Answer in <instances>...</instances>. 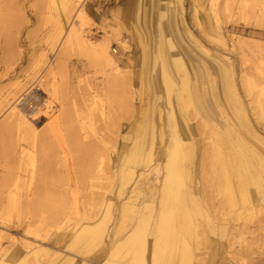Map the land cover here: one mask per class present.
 I'll use <instances>...</instances> for the list:
<instances>
[{"label":"rangeland","instance_id":"obj_1","mask_svg":"<svg viewBox=\"0 0 264 264\" xmlns=\"http://www.w3.org/2000/svg\"><path fill=\"white\" fill-rule=\"evenodd\" d=\"M78 1L64 0V4H73L71 15L83 5L91 18L87 26L95 42L107 44L115 62L113 67L128 73L129 91L124 96L120 86L108 83L107 79L116 71H109L102 56L77 47L68 49L65 59L62 58L66 64L59 71L58 84L71 78L66 89L67 92L72 91V97L66 96L64 107L72 106L71 102L76 100L81 113L85 114L87 128L92 124L98 134L115 138L114 161L107 167L108 158L102 157L105 167L93 176L89 168L90 155H77L72 150L63 153L57 148L52 153L40 152L51 160L52 177L57 178V184H64L65 192L62 212L45 218L33 215L35 205L26 196L27 187L30 186L32 193L44 185L45 173L28 159L32 150L26 148L25 156L18 162L12 147L17 136L0 141V264H126L131 263V249H145V264H148V244L153 239L151 232L161 208L157 179L162 174V171L158 175L150 172V166L159 167L163 159L164 146H161L159 136L161 129L165 132L167 143L171 141L170 109L166 105L161 79L164 72L162 52L169 60L176 53L188 68L186 92H181L179 97L186 100L183 113L191 130V135L183 139L188 145L186 167L199 198V206L185 205L190 215L189 219L180 223L181 236L185 235L182 242L185 243L177 246L176 239L169 238L168 244L174 245L168 248L172 250L167 253L172 252L169 264H178L180 260L179 264H264V194L261 192L264 190L257 191L251 185V201L248 203L235 201V205L224 198L223 188L229 183L233 185L234 178L229 166L225 168L226 172L218 173L227 149L221 137L216 136L228 124V128L236 129L245 142L264 153V145L246 132L247 124L257 136L264 138V0H81V4ZM56 14L49 6V0H0V23L4 27L0 47L3 49L10 45V49H14V55L11 50L8 54L11 59L14 58L12 67L19 76L2 79L0 97L6 95L8 87L25 83V88L0 109V127L17 105L24 110L44 96L35 85L46 75L50 65L58 63L54 61L66 48L61 36L58 39L54 37ZM35 64L39 66L32 70ZM19 68L23 69L21 73ZM167 74L172 76L168 71ZM201 76H204L202 84ZM115 77L118 78L117 75ZM177 77L172 76V79L179 90L182 82L179 80L181 76ZM28 80L34 81L31 83ZM197 94L204 97L208 105H214V117L206 115ZM94 95L95 110L90 113L88 107ZM159 108L163 120L157 117ZM56 114V109L50 111L47 117L30 125L40 131L46 120ZM241 115L244 118L240 122ZM125 119L131 131V141L126 148L121 144L126 126L122 132L117 125ZM177 119L183 127L181 118L177 116ZM148 121L154 150L152 161L146 167L144 164L137 165V161L139 141ZM115 126H118L116 136L111 134ZM217 147L220 150L218 160L213 155ZM125 157L130 159L133 175L120 190ZM143 171L148 179L144 181L145 185H136L138 175ZM151 193V199L142 203L143 196L148 197ZM142 205L147 207L144 209L147 221L145 219L140 227L138 240L125 246L123 241L138 223L135 209ZM46 209L52 212L57 205L50 203ZM89 226L98 230L91 241ZM75 236L81 239L80 250L64 248V244ZM56 250L73 256L69 257V261L50 258ZM162 255L164 257L165 252Z\"/></svg>","mask_w":264,"mask_h":264},{"label":"bare ground","instance_id":"obj_2","mask_svg":"<svg viewBox=\"0 0 264 264\" xmlns=\"http://www.w3.org/2000/svg\"><path fill=\"white\" fill-rule=\"evenodd\" d=\"M78 2H79V4L83 3L81 0H79ZM49 6L53 10H55L57 13L56 14L57 15L56 24L54 26V32H53L54 37L56 39H58L61 36L62 39H64L63 41H64V45L66 48H64L65 49L64 51H62V49H61L62 52L59 54V56L54 61V62L57 61L58 63L54 64L53 66L50 65L46 75L42 79H40V81L35 85V87H37V90L41 91V95H42V93L44 95V96H42L41 100L38 101V99H36V101L34 103H32V105H30V107L26 106L25 107L26 109L23 106L22 108H24V110H21L17 105L16 108L8 115L5 123L3 125H1V127H0V141H3L4 138H7V137L12 136V135L17 136L15 146H12V147H14V152L18 157L17 159H19L18 162H20L22 160L23 156H25L26 148L31 149L32 150L31 156H29V157L27 156L30 163L32 165L34 164L39 169L43 170V172L45 173V176L43 178V184H44L43 187H41V186L37 187L36 186L37 188L34 189V191L32 193H31L30 186L27 187L28 190H26V196L28 197V199H30V202L32 203V205H35V209H34V211H32L33 215L38 214V215L45 217V218L54 217V216H56V214H60L62 212L64 203H65V192L63 191V185L64 184L60 183V182H59V184H57L58 182L55 181L57 178L54 179L55 177L54 178L52 177L54 175V170L52 169L53 165H52L51 160L48 159L47 157L45 158L43 155L40 154V152L52 153L53 150L57 148V149H59V151L62 150L63 153L69 152L70 150H72V151L78 153L77 155H90L92 160L89 163V168L91 169L93 176L100 169L105 167L106 162L104 161V158H108V160H107L108 165L106 163V166L108 167L113 163L115 153H116V147H115L116 140L112 135H108L105 133H104L105 135L98 134L97 131H94V129L92 128L93 127L92 124H90L88 126V128L86 127L87 123H85V119H84L85 114L81 113L82 109L78 108L76 100H75V102L74 101L71 102L72 106L66 105L64 107V104L66 102V96L72 97V91L67 92V89H66L69 86L68 84L70 83L71 78H70V80L67 78L65 80V82L60 83V85H59L58 84V79H59L58 77L61 74V73H59V71H61L64 68L63 66H65V64H66V61L64 60L65 61L64 62L63 59H65V57H66L65 54H66L67 50L72 49L74 47H77V48L84 50L86 52H89L95 56H102L103 59H105L107 65L109 67V71H114V72L116 71L117 72V73L115 72V75H112L110 77V79H107L108 83H110V85L120 86V88L122 89L121 92L124 94V96L128 95L129 82H130L128 73L126 71H124V70L122 72L117 71L118 68L116 66L113 67L115 62L109 53L108 45L107 44H98L95 42V40L92 36V33H91L92 31L87 26V23H91V22H89V21H91L90 20L91 18L88 15V13L82 8L83 5H80L81 7L79 9L76 8L77 9V10L75 9L76 12H74V14H72V15H71V10H72L71 6L65 5L64 0H49ZM69 16L71 17V20H69ZM0 22H1V16H0ZM3 28L4 27L0 23V35L3 34V32L1 33V30ZM2 37H3V35H2ZM9 46L10 45H7V46L3 47V49L0 47L1 48V51H0V82H2L3 78L14 79V78L19 77L17 74V71L13 68L14 66L12 67L13 62H15V61L13 60L14 58L11 59L9 57L10 55L8 54V52H9L8 50H11L13 55H14V53L12 51L13 48L10 49L11 46L10 47ZM161 52H162V50H161ZM160 54H163L161 57V59H162L161 62H162L163 71H164L163 74L161 75V79H162V83L164 85L165 93H166V101H167L166 105H168V107H169L168 109H170V120H171L170 136H171V141H169V143H167L166 137H165V132H164V130L161 129L159 136H160L161 146H164L163 159H162L159 167L157 165L156 166H150V168H151L150 172H153V173L158 175L162 171V174H161V177H159L157 179V181L159 183V193H158L159 194V201L158 202L160 203L161 208H160V211H158V214L156 217V222L154 224L153 231L151 232L153 239H151V242L148 244V249H150V252L148 253V264H169V262H171L170 257L172 256L171 255L172 252L169 255H167V253L169 251L168 248L169 247L171 248L172 246L174 247V245L173 244L169 245L170 243L168 244V242L170 241L169 238H175L177 246L183 245L181 243H183L185 241L184 240L185 235H184V237L181 236L182 235V232H181L182 231L181 230L182 225L180 224L183 220H185L187 218L189 219V216H190L189 212H188V208H185L186 207L185 205L188 203H191V204H195L196 206H199V205H197V204H199V198H198L197 192H196L197 189H196V187H194L192 185L191 173L189 174V171L186 167V161H187L186 156L188 154L186 152L188 149V145L183 141V139H184V136L189 137L191 135V133H190L191 130H189L188 121L185 119L186 117L184 116V113H183V107L186 104V100H184V99L182 100L181 97H179V94L181 92H183V91L186 92V87H187L186 83H187V80L189 78L188 77V74H189L188 68H187V66H185V64L183 62V58L179 57L176 53L174 55L172 54V58L170 60H169V58H167L165 53L162 52ZM58 60H62V62L60 63V61H58ZM146 63H147V60H146ZM18 65H20V64H18ZM38 66H39V64H35V66L33 67L34 69H32V70L37 69ZM54 67L55 68L57 67V68L54 70ZM218 69H219V71H221L220 68H218ZM22 70L23 69L21 68L19 72L21 73ZM167 71L170 72L172 74V76H175V77H177V76L179 77V75L181 76V77H179V80H181L182 83H181L179 90L176 89L175 83H173L174 79H172L171 75L167 74ZM116 75L118 76V78L115 77ZM169 76H171V78ZM141 77H142V75H141ZM200 78L202 80L201 84L204 83V80H203L204 76H203V78H202V76ZM30 79H34V78L31 77ZM28 81H31V80H28ZM33 81H31V83ZM24 88H25V83L24 84L16 83V84L8 87L6 95L2 98L0 97L2 99L0 101V109H2V107L5 104H7L11 99H13ZM107 89H109V88H107ZM114 89H115V87H114ZM29 93H30V91H29ZM65 93H66V95H65ZM106 94H107V92H106ZM32 95H31V97H33ZM28 96H30V95H28ZM196 96H197V99L201 102V107L205 111L206 115L210 116V117H214V112H213L214 109H212V107L214 105H212V106L208 105L205 102L204 97H202L201 95L197 94ZM94 98H95V95L92 98L91 105L88 107L90 110V113H93V111L95 110L94 109V106H95L94 105L95 104ZM188 100L189 99L187 98V101ZM224 100H225V98H224ZM22 102H23V100H22ZM31 102H32V100H31ZM120 103H122V102H120ZM124 103H125V100H124ZM51 104H52V106H50ZM143 104H144V102H143ZM21 106H22V104H21ZM111 107H113V106H111ZM219 107H220V105H219ZM55 109L57 110V114L55 116H53L52 118L50 117L49 121L48 120H46V122L44 121L45 124L40 131H36L35 128H33L30 125L31 123L41 121L43 118L48 116L50 111H53ZM140 110H141V108H140ZM127 111L128 110H126V113H127ZM161 111L162 110L160 108H159V110H157V117L159 120L160 119L163 120V118H162L163 115L161 114ZM147 112H148V110H147ZM123 113H125V111ZM147 115H148V113H147ZM177 116H179V118H181V122H182L181 124H184L183 127H181L182 125L180 126V124L177 123L178 122ZM239 118H240L239 121L241 122V121H243L242 118H244V117L241 115V116H239ZM239 118H237V119H239ZM143 119H145V117ZM110 122H109V124H110ZM230 124H231V122H230ZM117 125L119 126V128L122 129V132H123V128L126 126V129H125L126 132L123 134V136H122L123 141L121 142L122 147L126 148L129 141H131L130 124L128 122H126V119H125V122H121L119 124L117 123ZM149 125H150V123L148 121V124H146L144 135L140 138V141H139L140 142L139 157H138V161H137L138 162L137 165L144 164L146 167L147 166L149 167V165L152 161V154H153V150H154V148H153L154 144L151 141V138H150L151 135H149V131H148ZM228 126L229 125L226 124L225 129H222L220 131H218V129L216 130V131H218L216 136L218 135L219 137H221L223 145L225 144L226 149H227L226 154H225L226 157H225V159L221 160L222 166H221L220 172H218V173L220 174L221 171L226 172L225 168H227L229 166L231 168L230 171L232 170L231 175L234 178L233 179L234 180L233 185L230 183H229V185L228 184L226 185V183L224 184V186L226 185L223 188L224 198L228 202H233L234 204H235V201L248 203V201H251L250 200L251 199V192H250V190H251L250 186L251 185L254 188H256L257 191L258 190H264V153H261L260 152L261 150L259 151L258 149L254 148L252 145H250L249 143L245 142L241 138V136L237 133V131H235L236 129L228 128ZM117 127L115 126L113 130L111 129L112 130L111 134H115V136H116ZM246 127H247L246 132L249 134V136L252 137L253 139L257 140L261 145H264V138L257 136L255 134V132L247 124H246ZM106 128H108V127H106ZM140 129H142V128H140ZM87 130L90 132V134H88ZM146 131L148 132L147 134H146ZM108 144H111V146ZM10 149H12V148L10 147ZM33 151H34V153H33ZM62 152H61V154H62ZM213 155H214L215 159H217L219 157L220 150L218 147L216 148L215 153H213ZM102 157H104V158H102ZM203 158H204V156H203ZM129 160H130L129 157H125V159L123 161L122 173H121V186L119 187L120 190L122 188H124V186L131 180V177L133 175L132 166H131V163ZM217 160H215V161L218 162ZM254 162H255V164H254ZM218 166H220V165L218 164ZM46 175L48 177H46ZM147 177L148 176L144 171L142 173H140L138 175V179L136 180V185H140V184L145 185L144 181L148 179ZM223 177H225V176L223 175ZM94 178H96V175ZM47 180L48 181L50 180L48 184H46ZM150 184L148 186L149 188L151 187ZM32 185H33V183H32ZM32 188H33V186H32ZM261 192H262V194H264V191H261ZM33 194L35 196H33ZM152 196H153V193H151V195L148 197H147V195L143 196L142 203H144L146 199H147L146 201H148L149 200L148 198H150ZM123 200H124V198H123ZM108 202H109V200H108ZM239 202H237V203H239ZM50 203L56 204L57 209L52 211V212L51 211L49 212L46 209V206L49 205ZM228 204H230V203H228ZM147 205H148V203H147ZM242 205H243V203H242ZM146 208L147 207L145 205H142L139 209H135V214H137L138 223L133 227L130 235L127 238H125L124 241L122 240L123 244H125V246H129L131 243H134V241L136 242L138 240V233H139L140 227L144 223V220L146 219L145 216L147 214L144 213V209H146ZM105 214H107V213H105ZM205 216H207V215H205ZM146 221H147V219H146ZM30 227H32V226H30ZM91 227L89 228V231H90V240L89 241L94 239L98 233V230L96 229L97 227L96 228H94L93 226H91ZM189 228H191V227H189ZM142 234H143V230H142ZM28 235H29V233H28ZM30 235H32V234H30ZM190 236H192V235H190ZM140 239L141 238H139V240ZM182 240H184V241L182 242ZM163 242H165V244L162 245ZM144 243H145V241H144ZM80 245H81V239L79 240L75 236L64 244V248L71 249V250L79 249ZM27 246H28V248H30L29 244H27ZM163 248L165 249V251ZM131 250L129 251V252H131L130 257H132V259L130 258L131 263H126V264H145V261H146L145 256H144L145 255L144 254L145 249H131ZM170 251H172V250H170ZM170 251H169V253H170ZM180 251H183V250H180ZM164 252L166 255L164 257H162L163 256L162 254H164ZM82 255H84V254H82ZM70 256L72 257L73 255H70V253H66L62 250H56L53 252V257L51 256L50 258L56 259L59 261L63 260V259H67V261H69L68 259ZM177 258H179V257H177ZM125 262H126V260H125ZM180 262H182V261L180 260L178 262V264ZM61 264H62V262H61ZM63 264H65V263H63ZM94 264H105V262L94 263Z\"/></svg>","mask_w":264,"mask_h":264},{"label":"built area","instance_id":"obj_3","mask_svg":"<svg viewBox=\"0 0 264 264\" xmlns=\"http://www.w3.org/2000/svg\"><path fill=\"white\" fill-rule=\"evenodd\" d=\"M104 1H108V0H104Z\"/></svg>","mask_w":264,"mask_h":264}]
</instances>
